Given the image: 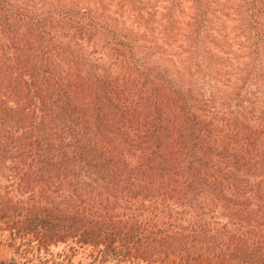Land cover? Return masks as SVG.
<instances>
[{
	"label": "trees",
	"instance_id": "obj_1",
	"mask_svg": "<svg viewBox=\"0 0 264 264\" xmlns=\"http://www.w3.org/2000/svg\"><path fill=\"white\" fill-rule=\"evenodd\" d=\"M2 245L264 264V0H0Z\"/></svg>",
	"mask_w": 264,
	"mask_h": 264
},
{
	"label": "rangeland",
	"instance_id": "obj_2",
	"mask_svg": "<svg viewBox=\"0 0 264 264\" xmlns=\"http://www.w3.org/2000/svg\"><path fill=\"white\" fill-rule=\"evenodd\" d=\"M74 251V252H73ZM79 253L76 250L70 251L65 245H58L52 248L49 252L51 262L48 264H79ZM0 257L3 260H10L12 253L9 251L7 246L2 245L0 248Z\"/></svg>",
	"mask_w": 264,
	"mask_h": 264
}]
</instances>
